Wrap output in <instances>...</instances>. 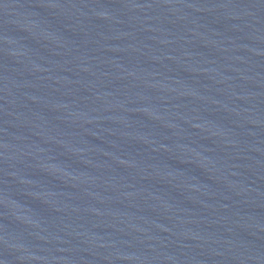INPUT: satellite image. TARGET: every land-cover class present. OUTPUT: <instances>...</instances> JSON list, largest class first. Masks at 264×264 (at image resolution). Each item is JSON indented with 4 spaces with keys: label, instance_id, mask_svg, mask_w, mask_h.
<instances>
[{
    "label": "water",
    "instance_id": "1",
    "mask_svg": "<svg viewBox=\"0 0 264 264\" xmlns=\"http://www.w3.org/2000/svg\"><path fill=\"white\" fill-rule=\"evenodd\" d=\"M0 264H264V0H0Z\"/></svg>",
    "mask_w": 264,
    "mask_h": 264
}]
</instances>
